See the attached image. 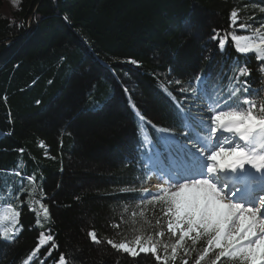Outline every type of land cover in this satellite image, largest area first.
Listing matches in <instances>:
<instances>
[{
    "label": "trees",
    "instance_id": "obj_1",
    "mask_svg": "<svg viewBox=\"0 0 264 264\" xmlns=\"http://www.w3.org/2000/svg\"><path fill=\"white\" fill-rule=\"evenodd\" d=\"M232 11L239 24H264V0H17L0 13V208L16 207L22 226L0 239V264H24L41 232L53 240L29 264H158L108 243L166 237L161 203L143 193L151 146L163 151L157 129L185 139L176 101L188 111L200 76L223 99L238 61L264 97L254 56L211 39L228 38Z\"/></svg>",
    "mask_w": 264,
    "mask_h": 264
},
{
    "label": "snow or ice",
    "instance_id": "obj_2",
    "mask_svg": "<svg viewBox=\"0 0 264 264\" xmlns=\"http://www.w3.org/2000/svg\"><path fill=\"white\" fill-rule=\"evenodd\" d=\"M237 15V11L231 12L233 26ZM240 27L246 29L248 25ZM211 39L218 41L221 50L225 48L227 37L221 38L217 33ZM231 40L239 53L255 54L254 58L261 61L259 71L264 74V32L256 28L253 36L233 34ZM233 68L235 87L228 89L223 99L215 98L208 78L197 77L196 99L205 96L211 101L206 106V119L184 111V106L176 101L177 116L187 134L185 139L158 128L163 151L155 144L151 146L146 174H155L167 185L160 187L154 198L162 205L172 242L162 239L165 232L161 230L155 233L159 238L149 234L136 236L131 242L109 240L112 248L132 257L151 254L158 264H169L178 258L181 264H189L181 253L190 257L192 252H197L194 264H202L206 258V264H264V97L259 90L252 91L250 81L241 79L251 74L246 65L241 66L238 61ZM179 91L187 93L189 89ZM40 147L45 145L41 142ZM40 207L48 219L47 206ZM19 216L20 211L12 204L0 210V239L11 242L19 235ZM36 223L41 222L37 219ZM89 235L92 242L100 243L95 232ZM52 240L51 235L41 232L39 246L24 264H29L40 247ZM201 241L202 250L197 251L196 245ZM59 264H66L64 255L59 257Z\"/></svg>",
    "mask_w": 264,
    "mask_h": 264
},
{
    "label": "rangeland",
    "instance_id": "obj_3",
    "mask_svg": "<svg viewBox=\"0 0 264 264\" xmlns=\"http://www.w3.org/2000/svg\"><path fill=\"white\" fill-rule=\"evenodd\" d=\"M16 2H17V0H6V2H4L5 5H6V8L4 6V10H1L0 13H2V15H6L9 12H11L13 9H15ZM230 24H231V26H230L231 32H230V34H229V36H228V38L226 40L225 48L229 45V43H231L233 49L237 52V54H239V55H247V54H241V53H239L236 50L235 44L231 40V36L233 34H236L237 35V32L238 33H247L248 36H253L255 29L250 28V27H247L246 29L245 28H241L240 27L241 24H239L238 21L236 22L235 26H233L232 19H231V23ZM260 30H261V32H264V24L262 25V27L260 28ZM221 38H224V37H221ZM218 48H219L220 51H223L225 49L224 48L223 50H221L220 47H219V44H218ZM248 54H252L255 57V54L254 53H248ZM256 62H258V64L261 66V61H259V60L256 59ZM261 75L264 77V74L261 73ZM188 95H190V97H191L189 99H186V102L188 103V106H187L188 111H191V113L193 115L197 116V118L204 117L206 119L207 118V115L209 114L208 113V108L206 107V106H209V104L207 103V100H205L203 96H201V98L199 100H197L196 97H197L198 93H197V91H195V89H194V91L192 93H188ZM202 109H203V111H202ZM160 187H167V185L166 184H163L161 182V180L157 179V177L155 176V174H153L150 177L147 185L144 187L143 193L146 194L149 197L150 200H157V199L154 198V196H155L156 193L159 192ZM4 196L5 195H2L3 198H4ZM4 199H7L8 200L9 198H4ZM2 209L3 208H0V210H2ZM172 239L173 238H171V234H169L167 232V219H166V237H165L164 240L167 241V242H169V243H171L172 242ZM186 242L188 244L191 243L190 241H186ZM132 246L135 247V244H133ZM140 254H144V253H140ZM149 255H151V254H149ZM161 255L163 256V253L162 252H161ZM181 257L182 258H187V259H190L191 258V256L190 257H183V254H181Z\"/></svg>",
    "mask_w": 264,
    "mask_h": 264
}]
</instances>
